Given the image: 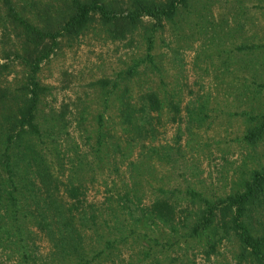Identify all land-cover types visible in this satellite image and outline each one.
I'll return each instance as SVG.
<instances>
[{
    "label": "rangeland",
    "instance_id": "obj_1",
    "mask_svg": "<svg viewBox=\"0 0 264 264\" xmlns=\"http://www.w3.org/2000/svg\"><path fill=\"white\" fill-rule=\"evenodd\" d=\"M101 1L125 14L131 0ZM48 4L61 7L60 0H0V90L7 95L0 146L5 132H15L21 94L30 88L23 31L7 8L41 27ZM33 78L40 134L23 135L11 150L15 178L46 202L73 208L82 259L101 250L92 264H254L230 231L190 237L197 204L182 193L224 198L264 167V138L244 139L254 125L248 117L264 114V0H187L171 19L142 17L122 35L95 15L79 34L56 39ZM157 199L174 208L173 219L148 213ZM248 222L264 236V210ZM22 225L27 258L0 233V264H44L54 252L44 230L32 220Z\"/></svg>",
    "mask_w": 264,
    "mask_h": 264
},
{
    "label": "trees",
    "instance_id": "obj_2",
    "mask_svg": "<svg viewBox=\"0 0 264 264\" xmlns=\"http://www.w3.org/2000/svg\"><path fill=\"white\" fill-rule=\"evenodd\" d=\"M186 2L187 0L158 2L131 0L128 10L123 14L122 11L115 10L101 0H69V3L60 0L61 7L57 5L50 10L48 4L49 6L41 8L39 13L43 21L41 27L32 24L26 15L8 6L7 15H11L23 31L22 58L29 67L30 88H27L28 92L24 91L21 94L23 100L17 106L15 123L11 127L15 132H5L1 140L0 170L4 177L0 175V233L3 234L2 237L13 238L16 250L23 260L27 258L25 234L28 235L29 232L23 228L22 223L29 220H32L36 227L44 230L52 242L54 252L49 254L48 261L44 264H92L95 257L101 253L99 250L89 258L82 259L77 252L76 243L80 239V234L74 227L73 208L60 206L54 201L46 202L45 197L42 199L39 195H34L35 192L27 186L26 181H18L15 178L18 169L15 160L17 155L11 150L17 148L15 145L21 144L20 139L23 135L39 136L40 134L34 121L40 88L33 74L38 68V63L48 56L58 37L79 34L95 15L102 25L109 27L111 33L122 35L142 17H148L156 22L171 19L178 8ZM147 49H150V44ZM34 52L37 54L34 55ZM146 58H149V55H146ZM137 65L139 62L134 66ZM134 66L126 71L128 75L133 73ZM3 98H7V95L4 90H0V100ZM147 100L149 109H153L158 104L152 94L147 95ZM248 119L254 122V125L246 130L244 139L253 144L264 138V114L251 115ZM27 162L29 165V161L26 160L25 166ZM76 192V188L68 189L69 196H76ZM182 195L184 199L188 196L190 201L197 204L195 220L189 227L190 237L204 234L207 236L212 232L214 237L221 238L230 231L237 240L242 255L252 259L254 264H264V236L255 234L248 222L252 211L264 210V167L250 174L249 179L244 182L242 191L234 192L224 198L208 199L191 188L185 189ZM36 196L37 201L34 199ZM29 202L31 204H28ZM30 205H32L31 209H29ZM148 213L153 214L158 220L169 221L174 217V208L167 200L157 199L152 202ZM112 241L107 240L106 246L109 247ZM213 245V241L209 243L211 250Z\"/></svg>",
    "mask_w": 264,
    "mask_h": 264
}]
</instances>
